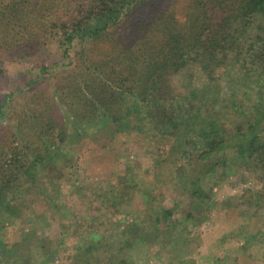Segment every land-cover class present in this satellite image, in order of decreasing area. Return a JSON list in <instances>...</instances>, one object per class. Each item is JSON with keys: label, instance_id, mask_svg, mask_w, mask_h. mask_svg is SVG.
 <instances>
[{"label": "trees", "instance_id": "trees-1", "mask_svg": "<svg viewBox=\"0 0 264 264\" xmlns=\"http://www.w3.org/2000/svg\"><path fill=\"white\" fill-rule=\"evenodd\" d=\"M72 1L75 7L66 19L58 13L49 22L61 60L30 73L18 89L27 93L41 78L54 71L67 73L81 63L82 68L53 89L66 95L60 100L62 121L44 109L14 117V127L0 131V264L52 263L68 239L69 264H132L130 252L137 242L164 248L182 239L186 228L172 219L168 207L155 212L154 205L145 203L143 214L131 223L104 228L102 219L81 216L66 205V191L56 182L62 179L61 171L73 167L70 142L82 135L74 136L75 124L109 120L123 131L129 119H138L154 135L171 139L166 156L156 160L169 162L175 177L185 180L184 191L200 206L212 205V186L206 189L204 180L215 178L216 185L233 165L257 176L255 199L263 206L264 0H167L162 6L157 0ZM53 2L64 0H0V26L15 19L37 28ZM135 15L142 16L135 25L138 35L123 39L120 35L128 27H121ZM132 37L138 47H131ZM112 38L114 43L105 47V40ZM178 76L183 79L179 88L173 83ZM221 81L227 85L223 96ZM18 90L4 95L0 116ZM226 107L233 127L225 124L228 117L223 122ZM128 174L117 176L128 186L122 193L92 189L91 194L119 207L127 191L136 187ZM31 188L42 198L41 205L66 219L59 221L57 240L41 238L29 226V215L40 214L28 207ZM143 192L152 195L147 188ZM74 194L86 197L81 187H75ZM185 217L192 218V213ZM4 222L25 225L18 240H6L1 233Z\"/></svg>", "mask_w": 264, "mask_h": 264}, {"label": "rangeland", "instance_id": "rangeland-1", "mask_svg": "<svg viewBox=\"0 0 264 264\" xmlns=\"http://www.w3.org/2000/svg\"><path fill=\"white\" fill-rule=\"evenodd\" d=\"M166 1L157 0V4L162 6ZM75 2H53L51 11L40 19L37 28H26V23H16L15 19H10L9 24L4 21L0 26V101L5 94L23 87L30 73L35 74L38 68L61 60L57 44L51 38V30L54 28L50 29L49 22L58 13L66 19L69 11L74 9ZM139 17L142 16L130 17L123 24L122 29L128 27L120 35L123 39L127 35H138L135 25L138 24ZM43 30L47 31L46 35ZM106 40L104 46L109 48L114 43V38L109 43ZM131 42V47H138L139 41L136 38L132 37ZM98 60H102V57L98 56ZM111 67H117V63L108 65L107 68ZM78 68H82L81 63L73 65L67 73L59 74L54 71L32 85L27 93L15 91L9 107L5 109L7 112L0 116V131L5 133L6 128L14 127L12 118L41 113L44 109L48 114L55 113L52 115L60 118L61 122L65 111L60 107L63 106L60 100L64 102L66 95L62 94V90L55 92L53 89L65 77L68 80L67 74L76 72ZM181 77H175L173 82L178 88L183 82ZM221 83V95H226L227 85L225 82ZM224 112L223 119L228 117V120L225 122L224 119L223 122L227 127H233L234 119L229 115L230 109L226 107ZM104 122L74 126V136L80 133L82 135L70 142L73 151H68V154L74 152L73 167L61 171L59 178L62 179L56 182L66 191L63 197L66 205L81 216L86 215L92 220L102 219L100 227L114 228L117 223L123 226L131 223L143 214L144 204L151 203L155 212L163 207L171 208L172 219L186 228L182 239L178 235L171 247L162 248L151 246L147 242H137L130 252L132 264H264V203L262 206L256 202L255 192L260 187V182L252 171L246 170L243 165H233L231 171L227 172L226 179L218 181L216 185L215 178H206V189L212 186V205L202 207L184 191L185 180L175 177L169 162L156 160L157 156H166L165 148L171 139L154 135L152 130L146 129L147 124L140 125L138 119H129L126 125L128 129L123 131H119L118 126L109 120ZM127 173V178L134 177L136 187L141 189L137 190L135 187L134 190H128L119 207H110L108 202H104L105 197L91 194L92 189L122 193L128 186L117 176L124 177ZM70 185L74 187H69ZM75 187H81L82 194H86V197L78 198L74 194ZM146 188L152 191L153 196L143 192ZM29 196L30 198L27 195V201H30L28 207H36L40 212L38 216L29 215V226L37 236L57 240L60 236L59 221L66 219L61 213H57L59 218L54 216L52 209L41 205L42 198L38 196L36 189L31 188ZM188 211L192 213L190 219L185 217ZM91 219L88 218L89 221ZM5 224L1 233L6 240H18L25 225L21 227L19 224ZM62 250L57 260L48 264H69L65 256L71 250V239L66 241ZM36 262L35 264H43L41 260Z\"/></svg>", "mask_w": 264, "mask_h": 264}]
</instances>
